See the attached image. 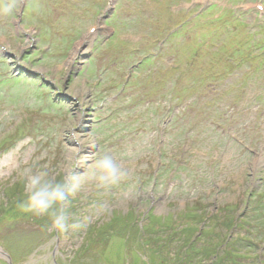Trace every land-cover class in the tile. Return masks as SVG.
<instances>
[{"label":"rangeland","instance_id":"rangeland-1","mask_svg":"<svg viewBox=\"0 0 264 264\" xmlns=\"http://www.w3.org/2000/svg\"><path fill=\"white\" fill-rule=\"evenodd\" d=\"M18 2L0 15L14 264H264V0ZM102 153L126 179L71 176ZM26 167L78 185L57 206L74 228L21 210Z\"/></svg>","mask_w":264,"mask_h":264},{"label":"clouds","instance_id":"clouds-1","mask_svg":"<svg viewBox=\"0 0 264 264\" xmlns=\"http://www.w3.org/2000/svg\"><path fill=\"white\" fill-rule=\"evenodd\" d=\"M19 8L18 0H0V15H12ZM67 174L71 175L70 172ZM71 176L78 183L86 179L89 184L98 189H108L126 179L128 169L111 154L102 153L94 154L91 163L82 175ZM20 177L25 186V199L20 205L22 211L37 215H50L51 227L58 232H67L75 227L67 222L66 215L58 211L57 206L62 205L68 199V193L78 185H72L67 180L58 181L47 171L34 172L32 167L24 168Z\"/></svg>","mask_w":264,"mask_h":264},{"label":"trees","instance_id":"trees-1","mask_svg":"<svg viewBox=\"0 0 264 264\" xmlns=\"http://www.w3.org/2000/svg\"><path fill=\"white\" fill-rule=\"evenodd\" d=\"M173 69H177V67L175 66V67H172ZM19 195H22V196H24V193H22V192H20L19 191ZM205 249V254H206V256H208V253H209V251H212L210 248H204ZM237 252V251H236ZM228 253H230L232 256L230 257L233 261L235 260V258L234 257H236V254H235V252L232 250V251H229ZM216 255H213V256H218L217 255V253H215ZM244 254H242V253H240L239 254V256H240V258H242V257H244L243 256ZM256 257V256H255ZM218 260L216 261L215 259L213 260L214 261V263L216 264L217 262H220L219 264H222L223 263V260H222V257H221V255H219V257L217 258ZM238 259V258H237ZM255 259V258H254ZM222 261V262H221ZM236 263V262H235ZM208 264V263H207Z\"/></svg>","mask_w":264,"mask_h":264},{"label":"water","instance_id":"water-1","mask_svg":"<svg viewBox=\"0 0 264 264\" xmlns=\"http://www.w3.org/2000/svg\"><path fill=\"white\" fill-rule=\"evenodd\" d=\"M0 256H3L2 258H4L8 264H13L12 256L3 247H0Z\"/></svg>","mask_w":264,"mask_h":264},{"label":"flooded vegetation","instance_id":"flooded-vegetation-1","mask_svg":"<svg viewBox=\"0 0 264 264\" xmlns=\"http://www.w3.org/2000/svg\"><path fill=\"white\" fill-rule=\"evenodd\" d=\"M0 247H3V246H0ZM4 248V247H3ZM5 249V248H4ZM6 250V249H5ZM0 259H2V260H4L5 262H6V264H8V262L4 259V258H2L1 256H0ZM13 259V258H12ZM13 264H14V262H13Z\"/></svg>","mask_w":264,"mask_h":264},{"label":"bare ground","instance_id":"bare-ground-1","mask_svg":"<svg viewBox=\"0 0 264 264\" xmlns=\"http://www.w3.org/2000/svg\"><path fill=\"white\" fill-rule=\"evenodd\" d=\"M94 35H95V34H94ZM82 43H83V42H81L80 45H81ZM80 45H79V46H80Z\"/></svg>","mask_w":264,"mask_h":264}]
</instances>
